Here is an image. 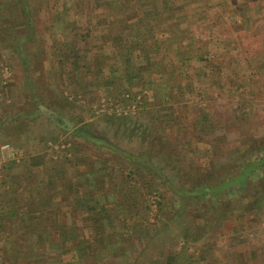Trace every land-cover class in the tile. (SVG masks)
I'll return each instance as SVG.
<instances>
[{"label":"rangeland","instance_id":"374dc122","mask_svg":"<svg viewBox=\"0 0 264 264\" xmlns=\"http://www.w3.org/2000/svg\"><path fill=\"white\" fill-rule=\"evenodd\" d=\"M74 3L72 7L76 13L85 11L83 7L79 9L82 2L75 0ZM1 10L2 6L0 22L4 17ZM86 11L92 13L94 20L91 23L90 18V25L85 26L83 22L81 26L98 27L101 16L94 15L97 12L89 9ZM16 15L21 17L19 11ZM197 17L190 16V19L194 21ZM49 18L45 12L41 13L35 24L36 31L31 32L27 41L22 40L23 32L28 35L26 24L19 27L17 41L0 28V167L3 168L0 171V198L15 185L16 182L11 185L14 176L24 174L23 169L13 173L11 164L27 163L34 171L47 167L62 177L65 156L69 159L68 171L73 168L85 170L94 160L105 164L112 173L108 178V190L118 186L122 165L108 154L99 157L94 141L84 144L75 138L71 128L78 124L87 127L92 136L110 140L125 152L140 155L147 151L151 164L166 178V184H162V177L154 176L156 190L140 189L133 194L125 190L135 203L134 209H123L115 203L118 205L116 213L124 217L123 222L130 227L128 236L134 244L130 248L141 247L140 255L133 252L139 258V264H149L150 259L157 264H167L169 254L176 249L194 256L193 264H264V181L260 177L254 178L240 193L229 199L224 197L218 203L174 190L192 187L205 178L212 169L210 167L221 166L238 151L250 153L264 139V104L243 102L254 91L251 87L246 86L247 90L243 87L244 75L236 70L246 66L247 56L239 59L228 53L233 51V38H220L216 32L207 39L205 34L209 31L200 26L205 21L198 17L196 22L200 27L195 28L193 39H182L188 47L186 51L179 47L178 61L173 66L174 69L179 67L176 70L180 74L179 79H173L176 88L171 90L169 97H161L159 91L154 90L157 82L147 75H129V60H121V65L127 68L123 71L124 77L118 73L112 78L105 73L99 80L94 72L102 61V54L94 61L89 55L90 65L95 70L87 79L91 84L86 86L88 83L73 73L71 61H64L67 57L62 56V38L55 36L49 40L48 27L52 21ZM211 21L212 24L216 22L214 18L208 19V24ZM224 42L230 43V49L225 52ZM88 46L84 45V48L92 47L91 44ZM22 52L27 56L26 61L20 60ZM106 57L105 65L116 64L115 59L118 61L117 55ZM181 59H184V66ZM151 83L155 84L152 86ZM141 91L147 92L143 98L145 104L137 106L136 114L132 116L107 119L102 112L93 113L99 100H112V95H133ZM33 95H39L38 98L51 106L61 101V107L51 111L52 114L39 109L41 115L31 120L27 114L36 112ZM243 110H248V115L242 113ZM52 115L59 116V124L50 119ZM12 133H15L14 137L9 136ZM154 138L158 142L167 140L159 145L152 142ZM5 145L8 148L2 149ZM166 145L175 148L174 156L169 160L164 158L163 147ZM63 148H66L65 153ZM174 157L177 162L173 161ZM146 158L142 155L140 161L145 163ZM75 161L79 163L75 164ZM179 163L180 166L176 165ZM171 165L177 167L171 171ZM197 167L202 168L198 170ZM16 190L26 192V184L19 183ZM157 201L163 204L158 211L154 203ZM56 208L63 213L70 211V207L61 204ZM48 209L57 211L50 206ZM90 234L91 231L88 236Z\"/></svg>","mask_w":264,"mask_h":264},{"label":"trees","instance_id":"16d2710c","mask_svg":"<svg viewBox=\"0 0 264 264\" xmlns=\"http://www.w3.org/2000/svg\"><path fill=\"white\" fill-rule=\"evenodd\" d=\"M74 1L75 0H0V6L3 7L1 12L4 14L0 22V28L8 36H12V40L17 41L16 36L18 31L20 32L19 27L21 26V28H23L22 26L26 24L29 28H27L28 35L23 32L22 40L27 41L31 37V32L36 31L35 24L38 23L41 13L45 12L47 17H50V21L52 20L50 27H48L49 40L52 41L55 36H60L62 38L60 40L61 47L64 48L62 56L64 55L67 57L64 61H71L73 73L78 75L81 80H85L86 83H88L86 86L91 84L87 79L93 69L95 70V67L90 65L89 55L93 57L92 61H94L95 58L97 59V56L95 57L97 54L94 53V47L99 45V52L100 49H102L100 59L102 61L97 64L98 66L94 72L99 80L104 78L106 74H110L112 78H114L115 75L119 73L124 77L123 71H126L127 68L122 65L119 68V62L116 59L113 62L117 63H111L109 67L103 63L105 55L107 57L117 55L124 61L129 60V75H147V77L157 82L154 90L157 89L161 97H164V95L165 97H169L171 90H175L176 88L173 79L180 78V74L176 70L179 67L173 68L178 61H176V58L180 46L167 38V40L165 39L160 42V40H158V33L154 30L151 31L152 29L149 30V33L142 34L139 21L140 15L150 16L152 14H157V4L155 5V2H150L148 0L146 1L148 4L139 3L137 0H112L110 3L109 0H78V2L83 3L79 9L83 7V11L89 9L97 12V14L94 15L101 16L98 17L100 19V24H97L98 27L88 29L81 26V24L84 22L83 24L85 26L87 24L90 25L88 20L91 18L92 13L87 11H78L79 13H76L72 7L75 4ZM18 11L21 17L16 15ZM106 11H108V13ZM126 14H130L129 16L132 15V18H134L133 20L136 22L134 21L135 23L130 24L125 22L122 24L121 21H117V16ZM109 17H113L114 20L109 22ZM104 20H106V24ZM133 26L135 28H131ZM38 32L41 33V31ZM159 35L161 37L164 36L161 33ZM89 44H91L92 47H90V49H85L84 45L88 46ZM82 51H84V53H82ZM26 58L27 56L22 52V54H20V60L26 61ZM180 62L182 66H184V59H181ZM133 63L135 64L132 65ZM99 64H101V66ZM97 70L99 72H96ZM154 84L155 83H151L152 86ZM143 91L133 95L126 92L124 95H112V100L119 99V102L127 104L136 102L137 97L141 96L140 98H142V101L140 99V101L137 102V106L142 107L145 104L143 103V98L147 96V92ZM33 96V105H36L35 110L37 113L27 114V117H30L31 120H35L38 114L41 115V113L38 112L39 109H43L44 112L48 111L49 114H52L51 111H54L57 107H61V101H58L59 103H53L51 106L38 98L39 95ZM119 96H121V99ZM96 106H98V103ZM93 113L96 114L95 109ZM242 113H247L246 115H248V110H243ZM103 116H107V119L110 117L122 118L116 115L103 114ZM49 117L55 124H59L58 119L60 118L58 115ZM62 125H64L63 122ZM153 129L155 130V128ZM71 133L75 138L81 139L84 144L94 141L97 146L96 153L99 157H101L102 154H108L114 158L117 163L122 165L119 167V185L116 187L113 186L112 189L108 190L110 184L108 178L112 176V173H109L108 167L105 164L95 162V160L93 163L87 164L88 167H86L85 170L70 168L72 170L68 171L67 166L69 164V159L65 156V174H63L62 177H60L54 169L49 170L47 167L43 168V172L42 169L36 171L38 176L33 177L32 173H35V171H32L27 163L20 166H13V164H11L10 170L13 171V173L23 169L24 171H22V173L24 174L18 175L15 173L17 175L14 176L11 185L16 183L6 191V193L10 194V201L4 200L5 194L1 196L0 201L3 199V206H0V220L4 218L8 221L5 212L12 208L32 205L35 207L36 213L39 214L40 212L38 211L42 207H47L48 204L51 206L52 204H61L65 207H70V211L63 213L57 210L52 212L51 216H48L50 226L54 228V230H52L53 232H51L60 242L59 246L56 248V254L53 256L55 259L54 263L139 264V258L137 256L141 254V247L135 245L134 249L133 247L130 248L131 244L134 245L130 240L131 236H128L130 227L128 228L126 223L123 222L124 217L116 213V207H118L117 204H119V207L122 206L123 209L126 207L134 209L135 203L128 194L130 192L133 194L134 191L138 192L140 189L145 191L150 189L156 190L153 185V179L155 175H160L159 170H156L151 164V157L146 154L147 151L140 152V155L125 152L117 148L110 140L92 136L87 127L78 126V124H75V126L71 128ZM13 134L15 135V133H12L9 136L14 137ZM166 140L164 141L166 142ZM164 141L162 139L158 142L156 138L152 140L153 143H159V145H162ZM259 143L260 146L253 149L248 154H245V152H243L244 150L238 151L230 160L221 166L210 167L212 169L208 170L204 179L195 183L192 187L174 189L175 193H184L192 195L197 199H207L213 203H218L219 200L224 197L229 199L232 195L240 193L254 180V178L260 177V179L264 181V139ZM65 149L66 148L62 149L64 153ZM164 149V158L166 160L174 156L172 151H175V148L166 145L163 147V150ZM142 155H146L147 162L143 163L140 161V156ZM177 160L178 159L175 157L173 158V161L177 162ZM78 163L79 162L75 161V164ZM58 164H60V166L62 165L59 162ZM168 164H170V161ZM176 165L180 166V163ZM172 166L174 168H172ZM176 167L177 166L171 165L170 170L173 171ZM201 168L202 167H199L198 170ZM2 170L3 168L0 167L1 172ZM160 176L163 179L161 181L162 184H166V178L162 175ZM19 183H26L27 192L25 194L17 192L16 185H19ZM125 190H128V194ZM33 191L38 192L40 195L33 197L31 194ZM47 194L48 197H45L44 195ZM154 203L157 206V211L158 208L160 209V206H163L159 201ZM146 209L149 210L150 206H146ZM28 211L30 212V210ZM36 216L37 219L42 218L41 214ZM9 229L8 232L10 235L16 236L19 233L13 229L12 224H10ZM88 229L91 231V236H88L90 232ZM4 231L3 223L0 232L3 233ZM44 233V231H40L38 234L34 235L37 242L41 243ZM146 233H148V228ZM20 249L22 250L20 251L17 247L8 248V250L1 252L0 264H26L24 261L27 259L30 260L28 264H33L34 262L40 264V261L41 264H45V262L43 263L45 252L38 251L29 254L25 249L23 250V247H20ZM146 249H148V247ZM134 251L137 256H134ZM179 251L180 250L176 249L169 254L167 264H193L194 261H196L194 260L195 258H193L194 256ZM97 255H99L98 260L96 259ZM85 257H88V259H85ZM149 264H157V262L150 259Z\"/></svg>","mask_w":264,"mask_h":264},{"label":"crops","instance_id":"0c3cea01","mask_svg":"<svg viewBox=\"0 0 264 264\" xmlns=\"http://www.w3.org/2000/svg\"><path fill=\"white\" fill-rule=\"evenodd\" d=\"M146 1L147 0H137L139 3H146ZM148 1L155 2V5L157 4V14L139 16L142 34L149 33V30L152 29L151 31L154 30L158 33V40H160V42L167 38L186 51L188 43L184 42L182 39L194 38L193 33L195 28L199 26V23L196 22L198 17L199 19L203 18V22L205 21V24H200V26L203 30L209 31V33L205 34L207 39L210 35L214 36V33L216 34V32L220 38H233V43L231 44V46H233V51L231 49L228 53H232L239 59H243V56H247L248 63L246 66H240V68L236 70H239L241 75H244L241 80L242 82L245 81L243 87H251L254 91V94H249V96L245 97L248 99L243 100V102L246 101L247 104H252L254 101H257L264 104V0ZM110 2H112V0H109V3ZM106 12L108 13V11ZM129 15L130 14L117 16V21H121L122 24L125 22L129 24L135 23L136 21L133 20L134 18H132V15ZM194 15L198 17L192 21L190 16ZM213 18L216 22L212 24L211 21L208 24V19L210 20ZM91 19V23H93L94 19ZM113 20V17H109V22ZM104 21L106 24V20ZM215 24L218 25H216L217 28H215ZM167 26H170V28H167ZM131 28L135 27L133 26ZM90 29H93V27ZM159 32L164 36L161 37ZM222 46L225 48L224 52L230 49V43L227 44L224 42ZM95 48L96 50L94 53L101 55L102 51L99 52L98 45H96ZM97 55H95V57ZM121 60L123 59L118 57V62L120 61V65H118L119 68L121 67ZM109 66H111V63L109 65L107 64V67ZM243 72L246 73L243 74ZM239 95L242 97V93ZM36 169V171L42 169L43 172V168ZM32 171L34 170L32 169ZM36 171L35 173H32L33 177L38 176ZM26 192L21 193L25 194ZM31 194L33 197L40 195L36 191L31 192ZM9 196L10 194L6 193L4 200L10 201L11 199H9ZM44 196L48 197V194ZM2 201L3 199H1L0 206H3ZM29 206H21L14 209L12 208L5 212L6 217H8V221L4 218L3 220H0V231L3 223L6 231L3 233L0 232V254L1 252L8 250V248L17 247L21 251L22 249H20V247H23V250L25 249L29 254L36 253L38 251L45 252V259L43 258V263L56 264L54 263L55 259L53 256L56 254V248L59 246L60 242L52 233L54 228L53 226H50L48 216H51L53 211L48 209V206H50V208L52 207V210H58L59 208L56 207H58L59 204H52V206L48 204L47 207H42L38 211L40 212L39 214L42 215L41 219H37L36 215L39 214L36 213L35 207L32 205ZM28 210H30V212ZM10 224H12L13 229L16 232H19L16 236L9 234L8 230H10ZM40 231L45 232L42 236L41 243L37 242L34 238V235L38 234ZM85 259H88V257H85ZM96 259H99V255L96 256ZM29 261L30 260L27 259L24 262L27 264Z\"/></svg>","mask_w":264,"mask_h":264},{"label":"built area","instance_id":"2783aa9c","mask_svg":"<svg viewBox=\"0 0 264 264\" xmlns=\"http://www.w3.org/2000/svg\"><path fill=\"white\" fill-rule=\"evenodd\" d=\"M141 96L137 97V101L134 103H122L118 100H99L98 106H94L96 114L99 112L106 113L108 115H116L120 117H127L134 115L137 111V102L140 101ZM53 147V146H52ZM8 148L7 145L3 146L2 149Z\"/></svg>","mask_w":264,"mask_h":264}]
</instances>
